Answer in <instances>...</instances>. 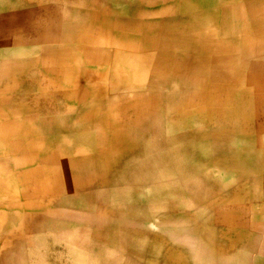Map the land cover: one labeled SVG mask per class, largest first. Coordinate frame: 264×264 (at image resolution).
<instances>
[{"label":"rangeland","instance_id":"1","mask_svg":"<svg viewBox=\"0 0 264 264\" xmlns=\"http://www.w3.org/2000/svg\"><path fill=\"white\" fill-rule=\"evenodd\" d=\"M178 1L0 2V157L15 163L38 139L34 143L47 151L35 149L37 181L27 174L33 167L10 173L19 181L17 196L47 197L61 187L65 194L56 199L76 219L60 232L56 227L43 232V226L36 232V221L24 217L13 230L3 225L0 238H10L6 250L17 258L15 264H132L128 250L112 245L93 225L98 212L142 209L143 228L154 234L165 227L158 211L178 203L181 213L191 201L212 202L208 212L201 207L209 217L230 207L227 217L241 236L231 232L230 264H261L262 236L256 232L262 224L254 215L255 207L264 205V0H206L211 4L204 10H168ZM74 4H80L78 10ZM209 13V22L199 20ZM224 26L233 32L229 37H222ZM206 27L220 45H209ZM129 34L131 40L119 41L117 48L98 42L100 36ZM230 41L238 46L233 49ZM99 105L102 117L92 114ZM93 127L109 149L97 144ZM19 128L26 132L9 133ZM222 132L226 145L235 148L232 163L217 151L214 138ZM88 134L94 135L93 146L80 140ZM131 142L143 149L141 159L124 157L100 171L68 163L67 154L110 160ZM50 170L52 183L43 174ZM68 198L79 199L69 205ZM111 220V215L101 219L102 226ZM179 227L195 231L198 226ZM34 234L42 239L30 258L26 237ZM200 241L187 240L193 260L213 264Z\"/></svg>","mask_w":264,"mask_h":264},{"label":"bare ground","instance_id":"2","mask_svg":"<svg viewBox=\"0 0 264 264\" xmlns=\"http://www.w3.org/2000/svg\"><path fill=\"white\" fill-rule=\"evenodd\" d=\"M0 2H4V0H0ZM59 2H56V3H59ZM210 4H211V2L206 1V0H179L177 5L175 4L174 7H170L168 10H174L176 12H177V10H188L190 12L192 10H204ZM62 5H64V4L62 3ZM263 5H264V3H263ZM76 6H80V4H74L75 8H76ZM202 8H204V9H202ZM76 10H78V9L76 8ZM197 18L198 17L195 16L196 21H197ZM210 19H212L210 16V13L205 14V17H203V18H202V16L199 17V20L200 21L205 20V23L209 22ZM199 20H198V22L200 23ZM192 21H194V20H192ZM196 21H194L193 23H196ZM243 24L245 25L244 20L242 21V25L240 23L239 26L241 28H244L245 26ZM208 27H210V26H208ZM208 27H206V30H204V33H203L206 41L209 43L210 46H211L212 42H215L218 45H220V43L218 41H216L215 38L212 37V35H211L212 30ZM147 28H148V26H147ZM227 28H228V30H227ZM247 28L249 29V27H247ZM254 29H256V28H254ZM241 30H243V29H241ZM231 32L232 31H231L229 26L228 27L224 26L223 31H222V37H227L229 35V33H231ZM237 32L238 31H235V34ZM240 32H242V31H240ZM255 32H257V31H255ZM243 34H245V32ZM260 34H262V33H256V35H260ZM248 35H249V32H248ZM129 36H130V34H129ZM129 36H122V37H117V36L115 37L114 36V37H111L110 39L105 37L106 40L104 39V36H100V39L98 40V42H103V44L101 43L102 46L107 45V46H111L112 48H114L115 45L119 41L131 40L132 36H130V37ZM262 36H264V35H262ZM95 37H96V35H95ZM231 42H233V41H230V45L234 47V48L232 47L233 49H235V47L238 45L235 43V41L233 43H231ZM99 45H100V43H99ZM227 45L228 44L221 45L220 47L217 46V47H219L223 53V52L227 51V49H226ZM115 48H117V47H115ZM236 51H237V49H236ZM233 52H235V51H233ZM24 67H25V64H22L20 66L21 71ZM103 75H105V74H103ZM104 79H105V77H104ZM91 89H92V91L95 90V92L97 94L101 93L100 88H97V86H93ZM173 96L174 95H172L168 98L169 99L171 98V100H172ZM169 99H167V100H169ZM109 104H110L109 107H112V104L110 102H109ZM92 114L94 116L101 115V117H102L101 106L99 105L96 108V110H94V112H92ZM99 123H100V119H99ZM96 126H98V123L96 124ZM99 126H100V124H99ZM24 129L25 128H23V129L19 128L17 130L13 129V130L9 131V133L10 134H12L14 132L25 133L26 130H24ZM92 133L96 134V128L95 127L92 128ZM16 134H15V136H17ZM100 135H101V131L99 132L98 135L96 134L97 138L95 137L97 144L99 146L101 143H102V145H107L105 137L104 138L101 137V139H100ZM92 136H94V135H92V134L85 135L83 138V141H82V138H80L82 144H83V142L87 141L88 145L93 146V143L91 144V141H92L91 137ZM44 137H45V135H44ZM226 138H227V134L222 132V133L216 135V139L214 138V140L216 141V145L218 146L217 151L220 152V150H221V153L225 154V158L226 159L228 158L230 160L231 158H233L232 155H234V154L236 155V152H234L235 148H231L228 145H226V143H225V141L227 140ZM35 140L36 139H34V142H35ZM36 141H38V139ZM146 141L147 140H145V142ZM34 142H32L33 144H31V147L29 150H24V153L21 156H19L20 159L18 161H16L15 163H10L8 159H6L4 157H0V212L3 213V217L0 218V226H1L0 228H2L3 225H6L8 230H13V227L16 225L15 222L18 224V220L20 217L21 219L25 218V219H32L33 221L35 220L36 223L34 226V230H36V232L39 231L42 228V226H43V228H42L43 232L44 231L47 232L49 230H52L53 227H56L58 232H60L59 230L64 231L67 228L71 229L73 227V226H71V223L73 224V221L76 219L72 218V217H74L72 214L63 210V208H62L63 205H66V204H64V202H62L63 200L61 202H59V201H57L59 199H56L59 197L61 198V196H63V194H65V192L62 191L61 187L54 190L52 193H49L47 197H38V196H30L29 197V196H26L25 197V198H27L26 200H21V198H19L17 196L16 189H18L17 182H19V181H16L17 179H15V178H10V173L12 171H16L17 169H20V168L22 170H24V168H32L33 167L32 174L31 173H27V174L29 175V178H31L32 181L33 180L37 181L36 174H37L38 169H37L36 162H34L33 159H34L35 155H37L36 153H39V152L35 149L37 148L41 152L47 151L46 150L47 148L44 149L43 147H41V145L39 146L37 143H34ZM42 144H44V142ZM33 145L35 147L34 150H33ZM107 148H108V145H107ZM122 149H123V151H121L122 153L119 152L115 157L110 156V158H111L110 160H106L105 155L104 156H97V157L96 156L95 157H86L85 159L81 160L80 158H76V156H74L73 154H67L68 163H70L69 165L77 167V168H84L86 166H90V167L92 166V168L98 167V170L100 171V168H103V170L109 169L110 165H108V162L114 163L115 165L116 164L118 165L124 157L128 158V157L133 156L136 158H140V156H142L143 149H141V147L139 148V146H136L135 144H133V142L126 143L125 145L123 144ZM44 153H46V152H44ZM160 153H162V152H160ZM32 154H33V157H32ZM160 156H162V155H160ZM227 160H225V161H227ZM234 160H232V161H234ZM161 161H163V160H161ZM232 161L230 160L231 163H232ZM237 162H238V160H237ZM224 164H228V163H224ZM244 164H246V163H244ZM43 174L45 176H47L46 180H48L50 183H52V181L54 180L53 171L52 170L44 171ZM22 178L23 177H21V180H22ZM23 181L25 182L27 180L23 179ZM23 187L27 188L26 186H23ZM161 198L166 199V197H163V196H161ZM78 199L79 198H68L66 200V203H68L70 205L69 202L72 203V200L77 201ZM149 204H151V203H149ZM64 207H66V206H64ZM131 207H129V208L126 207L125 210H122L118 207H115L114 212L110 213V214H107L108 210L98 212V218L93 223V225L96 227L98 226L100 228V230H104L102 232H105L104 235L109 236L111 238V244L112 245L117 244V245H120L123 248V250L124 249L128 250V257L132 260V264H201L198 261L193 260L192 251L188 248V246H186L187 240L188 239L192 240V237L197 238V239H201L202 241H200V242H204V244L206 243V246L208 247V251H209V257L213 261V264H230L228 257L230 255V252H232V250L230 249L228 244L229 245L231 244V232H233L236 236H239L241 238L239 230H237L236 227L232 228V227H234V222L231 224L230 220L228 219V217H229L228 213H229L230 207L228 209L216 210L214 212V214H216V215L210 216V217L207 216L204 211H202L203 207H205V210L207 212L209 209H213L214 205L210 201H208V202L198 201V202H193V203L191 201L190 203L185 204L184 209L186 211H182L181 213L179 212L180 209H179L178 203H173V204H170L168 206H164V208L158 212L161 214L160 215V222L165 227L161 228V231L154 233V234H150L149 232H146L143 228L146 224V219L145 218L143 219L144 213H142V209H138V208L133 209V206H131ZM199 208H201V210H199ZM80 209H81V207H80ZM178 213H180V214H178ZM36 215L41 216L42 218L40 220H38V218H36ZM54 215L57 216L56 222H60L57 224V226L56 225L54 226V224H53L55 222V219H56ZM108 215L112 216V220L109 222H105L106 226L104 227V226H102L103 224L101 222V219L106 221V216L108 217ZM78 216H79V214H78ZM14 218L16 221H14ZM77 219H79V218L77 217ZM8 220H10V221H8ZM132 220L134 222H136L135 225H132ZM248 220H249V218H248ZM68 221H70V222H68ZM253 221L251 220L252 223H256ZM182 225H191V226L197 225L198 227H196L197 229L195 231L189 230L188 228H187V230H183L181 227H179ZM110 234H112V236ZM182 234H184V235H182ZM168 235L169 236L172 235L171 237H173V238L168 237ZM181 236H184V237L181 238ZM185 236H187V238H185ZM26 238H29V239L26 241L25 245L29 249H31L30 253H29V255H30L29 257L33 258L32 256L37 254L38 241L40 239H42L41 234H38V235L34 234L32 236L30 235ZM1 239L2 238H0V257L3 259L2 264H15V262H17L16 261L17 258L10 252L11 250H8V251L6 250L7 246L9 248H11L12 244H10V241H11L10 238L5 237L2 240ZM178 240H180V241L178 242ZM107 241H108V243H110L109 240H107ZM224 243H226V245H225L226 248L219 247L220 244H224ZM13 257H15V258H13ZM21 263H23V261ZM33 264H35V263L33 262ZM36 264H37V260H36ZM82 264H83V262H82Z\"/></svg>","mask_w":264,"mask_h":264},{"label":"crops","instance_id":"3","mask_svg":"<svg viewBox=\"0 0 264 264\" xmlns=\"http://www.w3.org/2000/svg\"><path fill=\"white\" fill-rule=\"evenodd\" d=\"M261 202V201H260ZM261 204H259V207L257 206V207H255V209H256V213H255V217L257 218V220L258 221H260V223L259 224H262V225H259V230H257V232H256V234H257V236H262L261 238H259L260 240H261V245H260V247H261V251H262V256H263V258H262V261H260L261 262V264H264V206H260ZM259 210V211H258ZM260 214V215H259ZM262 220H263V222H262ZM258 221H256V223L258 222ZM262 222V223H261ZM257 261V260H256Z\"/></svg>","mask_w":264,"mask_h":264}]
</instances>
